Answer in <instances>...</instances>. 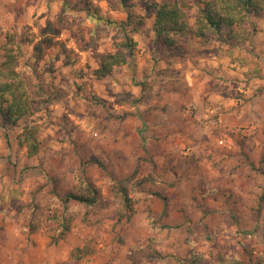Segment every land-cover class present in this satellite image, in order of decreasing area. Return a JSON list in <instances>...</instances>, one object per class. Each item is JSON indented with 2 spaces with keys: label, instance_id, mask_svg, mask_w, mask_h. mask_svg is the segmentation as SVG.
<instances>
[{
  "label": "rangeland",
  "instance_id": "374dc122",
  "mask_svg": "<svg viewBox=\"0 0 264 264\" xmlns=\"http://www.w3.org/2000/svg\"><path fill=\"white\" fill-rule=\"evenodd\" d=\"M161 2L163 0H0V55L15 56L16 75L10 79L16 89L27 88L31 93L26 109L34 117L33 126L25 128V140L18 145L21 156L16 163L11 160V142H0V160L7 156L12 165L8 172L0 167V213L4 214L0 217V233L9 230L14 235L22 229L21 235H34L40 230L38 223L45 226V219L56 211L67 213L71 218L81 215L85 218L88 210L85 204L73 199L61 200L56 195L64 186L68 192L76 186L60 169L73 161H78L81 167L87 162L91 166L86 169V175L92 178L100 196H107L105 185L113 181V170L121 167V154L126 156L137 141H146L149 137L159 140L163 136L172 150V162L179 165L171 174L190 181L181 194L182 207L170 210V197L176 195L170 191L174 184L168 185L167 195L157 189L144 190L154 180L147 170L137 168L131 173L130 178L135 183L129 193L135 203L144 196L151 201L153 211L163 222L157 224V229L166 233L165 239L176 230L186 234L185 244L195 245L183 249L182 255L177 251L173 259L177 264H264V255L257 254L254 240L235 239L237 234L248 237L260 231L259 227L250 230L248 224L250 221L259 224L264 219V211H261L264 196L259 198L256 207L244 210L245 215L252 213L245 219L233 210L240 189L239 178L226 169L217 170L209 163L211 154L204 155L209 152L207 142L215 139L221 148L227 140L229 150L236 145L241 155H245V149L257 150L264 158L258 140L264 135V121L260 119V113L264 112V92L261 91L264 83L257 77L255 85L251 80L241 84L237 77L229 90L227 84L214 83L211 79L201 78L199 86L196 80L201 61L220 58L234 64L236 60L232 57H242L247 50L236 51L238 29L247 24L255 34L259 30L257 22L264 19V14H251L243 25L235 27L231 36L228 32L221 36L208 34L205 40L195 34L200 4L194 0H178L192 30L173 35L170 46L156 45L155 5ZM88 8L121 22L136 41L134 56L116 65L104 78L97 73L104 57L121 51L126 38L121 24H97L89 17ZM216 45H223V49ZM225 49L228 51L221 57ZM247 54L254 55L255 46ZM185 85L197 91L225 88L220 93L225 112L242 113L241 120H224L214 110H205L203 114L195 111L191 112L192 121L199 124L203 120L204 127L188 134L185 131L188 125L181 120L175 128L168 129V121H162L161 117L191 111L180 102ZM28 92L21 93V97ZM165 100L167 102L162 103ZM10 109L13 108L0 107L5 125L16 123L8 118ZM253 117L252 123H248ZM176 120L179 117L171 122ZM220 122L234 130L217 136ZM193 148L196 151L190 152ZM21 162V181L17 183H23L22 191L5 192L4 186L12 185V173ZM145 163L150 164V161ZM198 169H204L203 178H196ZM140 179L148 180L137 184ZM49 195L58 203L49 205ZM26 207L31 209L27 216ZM103 208L104 204L101 210ZM8 216L13 219L5 220ZM103 223L111 228L114 222L105 218ZM153 223H157L156 219ZM117 239L123 245V239ZM37 243L43 248L47 241L41 235ZM149 249H152L151 244L144 250L129 249L130 254L124 260L141 264L144 259L148 264H156L167 259L159 247ZM85 264L98 262L89 258Z\"/></svg>",
  "mask_w": 264,
  "mask_h": 264
},
{
  "label": "clouds",
  "instance_id": "9594fccd",
  "mask_svg": "<svg viewBox=\"0 0 264 264\" xmlns=\"http://www.w3.org/2000/svg\"><path fill=\"white\" fill-rule=\"evenodd\" d=\"M221 14L224 15V13ZM231 14L236 16L237 19L240 16H243L245 20L249 19L238 8ZM257 23L259 24V30L255 34L252 33L251 28L247 24L238 29L240 35L236 49L237 52L244 50L250 52L252 47L255 46V54L248 55L247 52H244L242 57H232V59L236 60L234 64H228L226 60L220 58L201 61L198 64L200 75L196 77L198 86L201 78L205 80L211 79L214 83L221 85L227 84L229 90H231L232 81L237 77L240 78L237 82L241 84L251 80L253 85H255L257 77L264 83V43H262L264 42V19ZM227 32V28L222 29L223 34L227 35ZM216 46L223 49V45ZM226 51L228 50L225 49L221 52V57L225 55ZM257 56L259 59L256 58ZM232 68H235L236 71L233 72ZM3 82L12 83L13 80L7 78L5 73ZM225 90V88L220 87L219 89L209 88L206 91H197L196 88L188 89L185 85L181 93L182 99L180 102L184 103L191 111L164 116L161 117V120L168 121L166 125L168 129L175 128L181 120L186 121L188 127L185 131L188 134H192L196 128H202L205 125L203 120L199 124H195L191 119V112L198 111L203 114L205 110H214L217 114L223 116L224 120L234 118L235 121H240L242 113L238 115L236 111L225 112V103L220 98V93ZM25 92H28L27 88H13L10 91L0 93V107L4 109L12 107L14 114L11 119L16 121L15 124L9 123L5 125L3 118L0 117V142L5 144L11 142L12 163H16L21 156L18 145L25 140L23 135L25 128L33 126L32 120L34 117L26 109L31 93L28 92L27 96L21 97V93ZM166 102L167 100L162 101V103ZM175 117H179V120L172 123L171 121ZM254 119L255 117L248 120V123H252ZM260 119L264 121V112L260 113ZM233 130L226 127L223 122L217 124V136ZM161 131L163 132L164 130L161 129ZM164 134L166 135L167 133L164 132ZM258 140L261 150H264V135H260ZM27 143H30V141ZM167 144L168 142L163 139V136H160L159 140H153L149 137L146 141H137L133 144L126 156L121 154L123 160L121 167L113 170V181L105 185L108 188V195L101 196L98 201V203L104 204L103 210L97 211L96 206L93 205L94 220L92 218L85 220L83 215L77 218L69 217L66 224L68 230L63 235L54 230L56 225L53 223H49L47 226L38 223L40 230L34 235L29 233L21 235L22 229L15 231L14 235L9 230L0 233V264H85V261L89 260V258L91 261H97L98 264H105L106 261H111V264H122V261L123 264H131V262L124 260V257L130 254L129 249L144 250L148 249L149 244L152 245V249L159 247L167 257L166 260L157 261L156 264H177V261L173 259L175 253L181 251L182 255L183 249L195 247V245L191 243L185 244L183 241L186 234L176 230H173L171 235L165 239L166 233L157 229V224L163 222L159 220V216L153 211L151 201L147 199V196L139 198V203H135V201L126 203L120 191L121 188L126 191L133 190L135 182L130 177L131 173L137 168L141 171L147 170L150 171V176L154 177V180H151L144 190L157 189L167 195L168 193L165 190L168 189V185L174 184V188L170 189V191L176 195L170 197L169 207L171 211L181 208V194L184 193L190 181L179 175L173 176L171 174L178 169L179 165L172 162L170 154L172 150L168 148ZM207 146L209 147V152L204 153V155L211 154L212 158L209 163L215 166L217 170L226 169L228 172H234L236 177L239 178L240 189L233 202V210L248 219L252 213L249 212L245 215L244 210L256 207L259 198L264 196V158H262L261 152L245 149V155H241V150L236 145H233L230 150L228 149L227 140H225L224 148H221L215 139L208 141ZM198 147H201V145H198ZM195 151V148L190 149V152ZM49 154L51 155L52 153ZM188 154L184 153L183 155L187 156ZM146 161H150V164H146ZM90 166L86 162L81 167L78 161H73L68 167L60 169V172L70 180L72 185H76L77 180L82 182L85 179L92 183V178L86 175V169ZM0 167L5 172L11 169L12 165L9 164L7 156L0 160ZM22 167L23 162L12 173V185L6 184L4 186L5 192L14 191L15 193V191H22L23 183H17L21 181ZM70 168L72 169L71 171ZM45 170H47V166H45ZM197 171L199 175L196 178H203L206 175L204 169H198ZM68 194L66 186L58 189L56 193V195L61 197V200ZM70 194L78 196L85 193L82 188L71 187ZM241 197L243 198L241 199ZM47 203L52 205L57 204L58 201H56L54 196L49 195ZM261 211H264V209H261ZM30 212L31 209L26 207L25 216L29 215ZM61 214L65 217L68 216L67 213ZM3 216L4 214L0 213V217ZM13 216L4 217V219L11 221ZM105 218L113 220L114 223L111 228H108V225L103 223ZM154 218L157 223H153ZM81 220L85 222L81 223ZM257 227H259L260 231L255 235L245 237L237 234L235 239L241 242L254 240L257 254L264 255V252H261V249H264V219H261L259 224L254 221H250L248 224L250 230H255ZM41 235L47 241L46 247L43 248L37 243ZM118 237L123 239V245L118 242ZM34 244L35 246H33ZM78 248L82 250L79 254L75 251ZM141 264H148V261L142 259Z\"/></svg>",
  "mask_w": 264,
  "mask_h": 264
},
{
  "label": "trees",
  "instance_id": "16d2710c",
  "mask_svg": "<svg viewBox=\"0 0 264 264\" xmlns=\"http://www.w3.org/2000/svg\"><path fill=\"white\" fill-rule=\"evenodd\" d=\"M198 2L199 8L196 14L195 21V34L197 37L208 40V34H216L221 36L222 29L227 28L228 33L231 36L234 33L236 26H241L244 24L245 19L243 16H240L237 19L236 16H233L231 13L237 8L243 12L244 16L249 17L251 14H264V0H194ZM155 21H154V31H155V44L156 45H172L173 39L172 36L175 34H186L192 29L189 26L188 20L186 19L185 13L179 5L178 0H163V2L155 5ZM89 17L97 24L106 23L108 25H120L123 27L122 23L116 19L105 17L101 13L99 14L95 10L90 8L86 9ZM221 13H224L222 15ZM124 36L126 41L122 43V50L114 54H109L104 57L100 69L97 71L99 77H105L109 74L116 65H122L127 62L128 58L134 56L135 44L136 41L131 37L129 31L126 27L123 28ZM3 56L5 59L3 60ZM0 93L4 91H10L14 87V83H3V78L5 73L7 78H12L16 75L15 65V56L13 55H0ZM12 108V107H11ZM11 110V109H10ZM13 110V109H12ZM12 110L10 111L8 118L12 117ZM20 110V109H19ZM5 112V110L3 111ZM36 146V145H34ZM148 179H140L137 181V184L144 182ZM84 190V195L72 196L69 192L65 196V200L73 199L79 203L85 204L88 208L85 218H92L93 214V205L96 206L97 210H101L103 203H98L100 196V190L92 182L90 183L87 179L77 180L76 186ZM121 194L124 196L125 202L134 201L133 197L130 195L129 191L125 189H120ZM159 194V193H157ZM161 195V194H160ZM165 199V198H164ZM167 200V199H166ZM69 216H62L59 212H53L49 215L44 224L47 226L49 223L56 225L55 231L60 235H63L68 222ZM155 219H153L154 221ZM78 254L82 251L81 249L75 250ZM87 255V253H85ZM197 264V263H195Z\"/></svg>",
  "mask_w": 264,
  "mask_h": 264
},
{
  "label": "crops",
  "instance_id": "0c3cea01",
  "mask_svg": "<svg viewBox=\"0 0 264 264\" xmlns=\"http://www.w3.org/2000/svg\"><path fill=\"white\" fill-rule=\"evenodd\" d=\"M264 89V88H263ZM262 92H264V90H261ZM250 96V95H249ZM258 97V96H257ZM252 100H254L253 98H252ZM250 101H251V99H250Z\"/></svg>",
  "mask_w": 264,
  "mask_h": 264
}]
</instances>
